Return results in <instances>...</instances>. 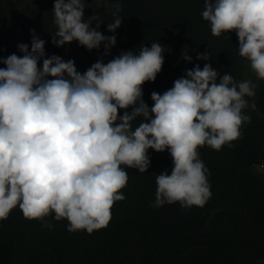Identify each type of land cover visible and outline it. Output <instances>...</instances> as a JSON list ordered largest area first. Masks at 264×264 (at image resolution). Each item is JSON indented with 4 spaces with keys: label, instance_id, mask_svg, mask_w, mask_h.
Listing matches in <instances>:
<instances>
[{
    "label": "clouds",
    "instance_id": "clouds-1",
    "mask_svg": "<svg viewBox=\"0 0 264 264\" xmlns=\"http://www.w3.org/2000/svg\"><path fill=\"white\" fill-rule=\"evenodd\" d=\"M115 8L118 13L119 4ZM84 10L82 0H55L53 44L77 41L89 51L103 44L108 54L116 37L103 35L99 24L90 27ZM114 15L109 32L122 23ZM201 15L213 36L236 33L239 55L264 80V0H205ZM17 47L22 57L11 54L0 61L5 65L0 68V220L18 206L25 218L48 228L52 224L45 218L54 213L55 220L69 222V232L102 229L114 203L125 199V167L147 172L149 149L167 150L173 163L170 175L156 176L151 206L203 207L212 192L199 149L232 146L251 121L243 110L256 108L245 99L256 95L251 80L220 76L209 63L186 70L163 94L153 91L149 108L142 86L162 70L165 49L159 42L142 46L138 54L125 51L107 63L98 60L83 74L74 60L45 58V41L38 35L30 51L28 44ZM182 58L191 62L187 48ZM196 59L211 57L205 52Z\"/></svg>",
    "mask_w": 264,
    "mask_h": 264
},
{
    "label": "trees",
    "instance_id": "trees-1",
    "mask_svg": "<svg viewBox=\"0 0 264 264\" xmlns=\"http://www.w3.org/2000/svg\"><path fill=\"white\" fill-rule=\"evenodd\" d=\"M55 0H0V61L11 54L23 56L17 47L29 45L33 35L45 41V58L57 55L74 60L83 74L98 60L104 63L125 51L138 54L142 46L159 42L165 49L164 64L154 82L143 87V101L152 107L151 93L163 94L174 81L197 64L209 63L220 76L230 74L242 81L243 63L236 33L211 34L201 15L205 0H82L84 19L116 43L105 54L104 45L87 50L77 41L57 47ZM120 8L117 13L115 5ZM122 19L115 32L107 25ZM91 18V19H89ZM33 31L35 33H33ZM185 48L191 62L182 58ZM208 52L211 59L197 60ZM43 58L39 61L42 67ZM5 65L0 62V68ZM219 79V78H218ZM256 108L244 109L251 117L241 127V138L216 151L199 149L209 170L211 198L203 207L182 208L179 202L154 208L156 176L171 174L170 153L149 149L150 166L145 173L127 168L128 182L121 190L125 199L111 209L102 229L69 232L68 221L54 213L40 220L23 216L17 206L0 220V264H261L264 261V175L254 169L264 163V89L246 97ZM125 110H119L123 115ZM127 111L131 112L129 108ZM143 118L133 121V129Z\"/></svg>",
    "mask_w": 264,
    "mask_h": 264
},
{
    "label": "rangeland",
    "instance_id": "rangeland-1",
    "mask_svg": "<svg viewBox=\"0 0 264 264\" xmlns=\"http://www.w3.org/2000/svg\"><path fill=\"white\" fill-rule=\"evenodd\" d=\"M243 80H251L253 84H255L256 94L264 89V80H260L256 77L254 72L251 70L250 63L248 61L243 63L242 81ZM254 172L259 176L264 175V163L261 166L256 167ZM261 264H264V261Z\"/></svg>",
    "mask_w": 264,
    "mask_h": 264
}]
</instances>
